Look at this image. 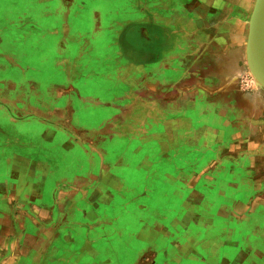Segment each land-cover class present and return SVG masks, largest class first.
Here are the masks:
<instances>
[{
    "label": "rangeland",
    "instance_id": "1",
    "mask_svg": "<svg viewBox=\"0 0 264 264\" xmlns=\"http://www.w3.org/2000/svg\"><path fill=\"white\" fill-rule=\"evenodd\" d=\"M50 1L69 20L53 22L48 48L32 56L26 41L6 39L1 56L49 61L66 75L58 92L75 98L70 110L94 115L84 125L95 126L115 192H155L199 209L214 201L234 226L236 254L264 264V80L248 46L256 0ZM68 25L85 31L79 42L60 35ZM205 232L215 249L222 237L210 224L189 231L199 240Z\"/></svg>",
    "mask_w": 264,
    "mask_h": 264
},
{
    "label": "crops",
    "instance_id": "2",
    "mask_svg": "<svg viewBox=\"0 0 264 264\" xmlns=\"http://www.w3.org/2000/svg\"><path fill=\"white\" fill-rule=\"evenodd\" d=\"M43 1L0 0V264H230L237 257L246 264L247 253L235 252L225 207L115 192L102 175L95 126L84 125L94 115L70 110L75 98L58 92L70 84L65 73L55 76L58 67L49 61L1 56L6 39L26 41L32 56L48 48L53 22L69 19ZM6 22L15 23L7 30ZM66 34L79 42L85 31L68 25L60 32ZM198 223L221 234L215 249L211 232L200 240L190 235Z\"/></svg>",
    "mask_w": 264,
    "mask_h": 264
},
{
    "label": "water",
    "instance_id": "3",
    "mask_svg": "<svg viewBox=\"0 0 264 264\" xmlns=\"http://www.w3.org/2000/svg\"><path fill=\"white\" fill-rule=\"evenodd\" d=\"M263 24L264 0H256L249 25L248 46L253 55L256 70L259 76L264 80Z\"/></svg>",
    "mask_w": 264,
    "mask_h": 264
}]
</instances>
